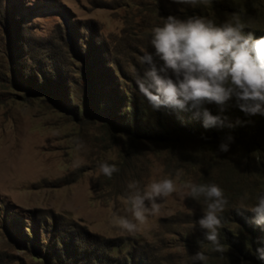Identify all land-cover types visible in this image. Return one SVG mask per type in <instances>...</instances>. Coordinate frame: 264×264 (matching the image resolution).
<instances>
[{"label":"rangeland","instance_id":"374dc122","mask_svg":"<svg viewBox=\"0 0 264 264\" xmlns=\"http://www.w3.org/2000/svg\"><path fill=\"white\" fill-rule=\"evenodd\" d=\"M156 6L0 0V264H191L198 242L208 264L262 262L251 249V257L210 251L195 224L202 198L172 193L133 235L119 224L128 182L142 188L149 179L174 178L186 192L185 183L197 179L183 153L147 143L136 146V170L115 188L98 172L100 162L119 164L130 145L129 135L113 127L134 130L135 115L140 129L156 125L155 110L135 85L144 68L139 57L152 50L151 30L168 17ZM186 145L194 155L198 144ZM229 159L226 166L213 162V176L234 190L228 205L250 206L264 190V170L239 155ZM223 228L237 242L244 237L229 224ZM253 238L264 248V235Z\"/></svg>","mask_w":264,"mask_h":264},{"label":"clouds","instance_id":"9594fccd","mask_svg":"<svg viewBox=\"0 0 264 264\" xmlns=\"http://www.w3.org/2000/svg\"><path fill=\"white\" fill-rule=\"evenodd\" d=\"M172 3L197 8L210 0H171ZM183 10V9H181ZM249 27L238 14L231 19L215 23L202 15L185 19L168 16L161 26L151 30V51H143L138 63L144 66L135 77L136 90L152 110L161 107L192 112L208 128L232 127L226 117L213 115L204 105L214 103L223 106L234 100L236 106L247 115L264 117V36L254 38ZM237 123H240L237 121ZM234 142L227 135L218 145L217 151L228 152ZM73 161L72 167H78ZM98 172L109 179L118 173L116 164L100 162ZM179 172H177V176ZM128 194L118 210L119 224L129 235L140 230L146 218L155 217L163 202L172 193L181 199L194 201L203 199L202 215L195 224L203 232V240L210 251L218 255L225 253L220 230L228 223L224 212L229 204L224 190L216 184L186 182V192L177 189L174 178L149 179L141 188L135 180L127 183ZM247 193L244 196L246 200ZM161 201V202H158ZM252 213L251 223L264 231V190L260 191L250 206L240 204L233 208ZM200 250L190 256L191 264H208V255ZM256 258L264 262V248L254 251Z\"/></svg>","mask_w":264,"mask_h":264},{"label":"trees","instance_id":"16d2710c","mask_svg":"<svg viewBox=\"0 0 264 264\" xmlns=\"http://www.w3.org/2000/svg\"><path fill=\"white\" fill-rule=\"evenodd\" d=\"M157 4L156 11L161 17L174 16L179 19H185L192 15H202L205 18L212 19L215 23H222L226 19H231L232 14H238L243 23L248 25L244 31L252 32L254 38L264 36V0H210V2L202 7L195 9L178 5L171 0H154ZM179 6V8H178ZM183 9V10H181ZM211 114L226 117L227 122L232 127L208 128L202 126L200 119H194L191 111L172 110L168 108H159L155 110L156 125L150 126L148 129H140L138 123L135 122L125 129L113 127L120 132L127 133L131 139L128 149H125L122 160L116 166L119 168L118 173H113L110 178L112 187H116L118 182L123 181L128 173L136 170V151L139 143H147L150 145H165L172 147L174 155L183 153L186 158V165L189 168H197L196 184L212 183L216 184L217 180L213 176L212 164L221 160L226 166L230 162L229 157H242L246 164L255 163L261 170H264V117L260 115H247L241 111L234 100H229L221 111L220 106L214 103L205 104ZM136 111V108H135ZM137 114V111L135 112ZM144 118V116H142ZM149 119H146V122ZM239 121L240 123H237ZM112 125V123H111ZM231 135L234 142L230 145L228 152H218L219 143L227 136ZM194 142L198 144V149L193 155L186 150V142ZM220 187V186H219ZM224 190L228 201L234 198V190L232 188L221 187ZM231 207V209H229ZM237 206L226 207L224 219L233 229H238V233L244 235L240 242H237L235 232L231 235L229 231L222 228L220 235L225 248L235 249L237 254L251 257L249 250L255 251L257 248L256 241L253 237L263 236L262 230L253 225L250 221L252 217L247 218L243 214H247L243 210L237 211L233 208ZM246 235L252 238L245 237ZM206 245L210 246L207 242ZM211 247V246H210ZM251 247V248H250ZM256 247V248H255ZM215 258V257H211ZM260 264H264L260 262Z\"/></svg>","mask_w":264,"mask_h":264}]
</instances>
